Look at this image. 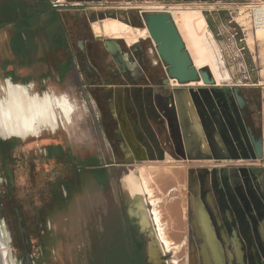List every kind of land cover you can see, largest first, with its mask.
<instances>
[{"label": "rangeland", "instance_id": "374dc122", "mask_svg": "<svg viewBox=\"0 0 264 264\" xmlns=\"http://www.w3.org/2000/svg\"><path fill=\"white\" fill-rule=\"evenodd\" d=\"M25 1L34 6L39 3V0ZM50 1L60 9L68 41L66 47L56 46L58 40L54 32L50 34L42 22L29 33H20L11 24L0 28V94L3 93L1 84L4 79L13 75L18 81L35 82L36 90L65 94L76 105L73 125L57 133L46 131L40 137L24 140L0 137V172L4 176V182L0 184V214L12 232V244L18 260L23 264L27 257L34 264H112L124 246H128L130 250L136 248L141 252L144 264H173V260L188 264L193 246L198 249L201 239L191 223L194 216L191 209L188 220L184 219V206L192 194L191 182L200 181L203 185L211 172L215 176L213 181L224 183L226 193L234 196L240 195L239 186L245 185L246 178L251 175L255 194L253 206L258 217H263L264 159H258L250 145L233 88L239 86L242 89L249 102L252 123L264 135V38L261 40L255 34L256 20L252 12L255 6L264 5V0ZM160 3L178 4L175 6L184 9L200 7L204 11L209 29L223 49L232 78L230 82L215 85L202 86L194 82L180 85L170 81L166 88L155 86L160 108L167 116L168 137L177 155L167 154L163 160L123 161L111 153L109 141L102 132L100 111L91 96L90 87H84L85 74L76 61L79 56L77 41L99 38L101 44L104 38L117 39L109 33L98 37L92 29L94 21H106L111 17L144 28L141 11L146 14L145 10ZM138 17L139 24L130 23V19ZM143 38L146 37H139ZM120 40L125 45L135 44ZM146 44L151 48L154 41L146 38ZM68 56L72 59L71 65L62 70L61 62ZM150 56L154 59L153 54ZM162 65H159L161 72ZM203 68L210 71L208 66ZM177 88L207 95L208 99L200 98L197 105L204 111L202 114H206V121L205 115L202 118L208 140L213 145L212 155L200 157L198 145H188L187 133L179 119L172 122L173 116L177 119L178 114L176 108L175 113L170 115L168 112L167 97L170 93L175 95ZM177 96L178 92L175 98L180 100ZM207 100L213 102L214 108L208 110L205 107L204 101L207 103ZM176 119L174 117L173 121ZM191 128L195 130L193 126ZM223 141L229 148V156L223 153L225 148L218 147ZM91 158H97L99 164L106 166V171L97 176L90 167H85V162ZM7 159L13 170L14 187L8 185ZM122 163L125 165H120ZM138 167H146L149 172L153 168H162L163 172L165 169L169 173H166L168 180L156 177L157 180L150 184L154 185V195L164 200L160 201L161 205L159 202V207L166 215L165 226L168 223L171 226L172 237L180 244L187 240L176 254L169 252L166 256L158 255L157 260L150 258L151 241L155 236L152 231L143 232L133 218L132 199L123 180L126 173L131 169L138 170ZM198 169H204L206 173L199 172L191 179L192 170ZM66 180L71 186H67L68 196L63 189L59 204L35 217L38 209L45 205L42 196L48 200L52 187L57 188ZM17 207L28 217L26 225L30 229L31 241L28 245L23 243L19 232ZM34 217L36 223L32 227Z\"/></svg>", "mask_w": 264, "mask_h": 264}, {"label": "flooded vegetation", "instance_id": "af4514ba", "mask_svg": "<svg viewBox=\"0 0 264 264\" xmlns=\"http://www.w3.org/2000/svg\"><path fill=\"white\" fill-rule=\"evenodd\" d=\"M74 1L83 2L85 0ZM58 10L60 11L59 8ZM147 11L149 12V10ZM147 11L145 10V16ZM129 21L139 24L140 17L132 18ZM105 39L107 38H104L101 44L98 42L99 38L79 39L77 41L79 56L76 61H79L85 74L84 87H90L91 96L100 111L102 132L104 138L109 141L111 153L118 155L123 161H136L137 156H146L148 160H163L167 154L177 155L173 149L172 141L168 137L167 116L160 108L155 89V86L166 88L170 84V82L165 83L168 65L159 56L156 44L148 48L146 38H143L133 45H125L123 40L118 39V45L127 66V72H123L105 45ZM150 53L154 55V59L151 58ZM71 61L69 56L66 57L61 62V69L69 68ZM161 63L164 76H162L159 67ZM196 82L198 83V81H194V83ZM182 90L177 88L175 95L170 93L167 97L170 109L168 112L171 115V113H175L176 108L178 114L177 119L176 116H173V119L175 117L176 120L174 122L172 119V122L176 123L179 119L187 133L188 145L190 147L198 145L200 157L210 156L213 154V145L208 140L207 127L204 126L202 118V115H205L206 121V114H202L203 110L201 111L197 105L200 98L204 100L208 97L204 93L197 91L193 93L185 89L189 94L187 98L185 90ZM177 92V97L180 100L175 98ZM233 93L238 104L234 88ZM240 93L246 101L244 108H241L239 104L238 107L246 126L247 137L256 156L253 136L256 139L263 138L262 159H264V135L257 126L253 125L249 102L242 89ZM210 103L212 107H210ZM204 104L208 110L214 108L211 100H207V103L204 101ZM194 132L196 136H194ZM218 147L225 148L223 153L227 156L230 155L229 148L224 141ZM120 165H125V163ZM7 167H10L8 159L5 172L9 178L8 185L14 187ZM99 168L102 172L106 171L105 165L100 164ZM199 172L206 173V170H192L191 179L197 177ZM248 172L250 171L248 170ZM249 176L246 178L245 185L239 186L240 195L236 196L226 193L224 183L221 184L219 180L218 182L213 181V177L215 178L213 172L207 175L203 185L200 181L191 182L192 194L188 204L184 206V219H187L191 209L194 214L191 223L196 227V235L201 239V244L198 249L193 246V255L188 258V264H264V242L261 241H264V216L259 218L253 206L252 197L255 194L251 175ZM69 184V181L66 180L57 188L53 186L48 200L42 196L45 205L38 209L35 217L38 218L57 206L63 189L68 196L67 186L71 187ZM15 212L22 241L28 245L31 243L30 229L26 225L28 217L19 207L15 208ZM35 217L32 227L36 223ZM186 241V239L183 240L181 247L186 244ZM129 248L124 246L112 264H120V262H122L121 264H126V262L127 264H139L141 252L136 248L132 250ZM25 264L34 263L27 257ZM185 264L187 263L185 262Z\"/></svg>", "mask_w": 264, "mask_h": 264}, {"label": "bare ground", "instance_id": "6f19581e", "mask_svg": "<svg viewBox=\"0 0 264 264\" xmlns=\"http://www.w3.org/2000/svg\"><path fill=\"white\" fill-rule=\"evenodd\" d=\"M175 5L178 4L160 3L151 6V8L164 9L172 14L196 68L202 69L208 66L216 84L230 82L232 76L227 67L223 49L210 31L204 11L200 7L184 9ZM252 12L256 20L255 34L262 40L264 38V5L255 6ZM92 29L98 37H104L109 33L110 36L114 35L117 39H125L128 43H136L139 37H151L146 26L144 28L135 27L114 17L108 18L106 21H94ZM171 81L180 84L175 78H172ZM197 84L205 85L202 79ZM35 86V82L18 81L14 79L13 75L4 79L1 84L3 93L0 94V137L6 139L19 137L24 140L30 137H40L46 131L57 133L58 130L73 125L76 105L68 96L59 94L57 91H39ZM185 95L187 98L189 97L188 93ZM145 168L131 169L124 175L123 180H125L132 199L133 218L143 232L152 231L155 236L150 247V258L153 260L158 255L166 256V253L169 252L176 254L180 250L181 244L174 240V236L172 237L170 224L165 226L166 215L159 207V202L164 200L155 196L154 185L150 184L151 181L157 180L156 177L158 180L160 178L168 180L167 172L164 169V173L162 168H153L154 170L149 172ZM2 182H4V176L0 172V184ZM161 204L162 202H160ZM6 222L0 214V264H23L15 253L12 232ZM172 262L174 264L181 263L176 260Z\"/></svg>", "mask_w": 264, "mask_h": 264}, {"label": "water", "instance_id": "95a60500", "mask_svg": "<svg viewBox=\"0 0 264 264\" xmlns=\"http://www.w3.org/2000/svg\"><path fill=\"white\" fill-rule=\"evenodd\" d=\"M146 27L150 31L151 39L157 47V51L161 59L168 65L167 78L165 83L171 81L172 78L177 79L180 83H189L191 81L203 80L205 84L215 85L216 80L209 70L198 69L193 63L191 55L186 47L184 39L178 29V26L168 11L153 12L146 15ZM118 39L107 38L105 45L109 52L116 60L118 66L123 72H127L126 63L123 60L122 52L118 45ZM82 42V40H80ZM238 104L244 108L246 101L241 95V88L234 87ZM2 139H6L3 138ZM253 143L257 153V157L263 158V138L256 139L253 136ZM146 156H137V160H146ZM7 171L12 183H14L13 170L7 167ZM151 254V248H150ZM156 259H159L157 256Z\"/></svg>", "mask_w": 264, "mask_h": 264}, {"label": "trees", "instance_id": "16d2710c", "mask_svg": "<svg viewBox=\"0 0 264 264\" xmlns=\"http://www.w3.org/2000/svg\"><path fill=\"white\" fill-rule=\"evenodd\" d=\"M40 22L45 25L50 34L54 32L58 40L57 47H66L68 41L63 31L61 13L50 0H39L38 5L35 6L25 0H3L0 2V28L11 24L20 33H29ZM99 165L97 158H92L84 164L85 167H90L97 176L102 174ZM144 263V258L140 255L139 264Z\"/></svg>", "mask_w": 264, "mask_h": 264}, {"label": "built area", "instance_id": "2783aa9c", "mask_svg": "<svg viewBox=\"0 0 264 264\" xmlns=\"http://www.w3.org/2000/svg\"><path fill=\"white\" fill-rule=\"evenodd\" d=\"M149 11H150V12H165V11H167V10L153 8V9H150ZM140 15H141V17H142V20H143L144 25H146L147 20H146V16H145V14L143 13V11H141V14H140Z\"/></svg>", "mask_w": 264, "mask_h": 264}]
</instances>
